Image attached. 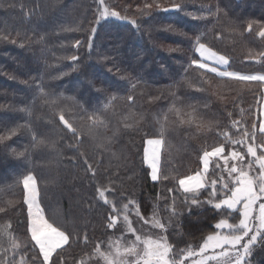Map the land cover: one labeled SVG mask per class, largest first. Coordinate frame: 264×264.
I'll return each instance as SVG.
<instances>
[{
  "label": "trees",
  "instance_id": "1",
  "mask_svg": "<svg viewBox=\"0 0 264 264\" xmlns=\"http://www.w3.org/2000/svg\"><path fill=\"white\" fill-rule=\"evenodd\" d=\"M103 1L127 19L102 18L100 0H0V208L5 209L0 260L5 264H19L21 257L26 264L42 260L28 230L23 177L29 173L37 177L45 217L69 234L68 244L52 256L54 264H79L82 258L86 264H105L94 253L98 243L106 252L110 240L123 236L126 245L135 238L124 229V214L142 236L166 235L177 258L180 250L198 253L206 237L218 231L213 225L220 219L239 222L238 210L218 212L207 203H191L209 200L210 186L193 197L177 190L178 179L199 169L212 141L245 151L218 135L228 131L232 139L241 138L242 128H233V119L249 132L255 125V143H264L259 132L264 82L222 78L191 61L200 59L194 38L202 36V43L229 58V70L264 74V38L258 35L264 30V0ZM157 4H180L182 11L160 12ZM146 5L152 8L145 10ZM61 114L78 130L81 143ZM208 122L211 130L201 126ZM162 126L161 175L169 179L154 182L145 145ZM87 164L96 169L95 179ZM173 185L175 195L168 191ZM101 188H108L105 194L117 209L135 201L150 218L155 207L167 232L144 224L131 204L126 213L120 211L118 228H107L113 209L100 199ZM217 191L223 198L219 183ZM172 197L178 215L168 210ZM11 238L20 244L15 252ZM199 259L189 257L185 264ZM250 264H264V247L253 250Z\"/></svg>",
  "mask_w": 264,
  "mask_h": 264
},
{
  "label": "snow or ice",
  "instance_id": "2",
  "mask_svg": "<svg viewBox=\"0 0 264 264\" xmlns=\"http://www.w3.org/2000/svg\"><path fill=\"white\" fill-rule=\"evenodd\" d=\"M100 3L103 4V0H100ZM151 8L152 5L145 6V10ZM156 9L160 12L182 11L180 4H175L172 8H162L157 4ZM100 16L127 19V17L121 16L119 12L109 11L107 8L100 13ZM98 22L99 21H97V23ZM131 23L135 24L136 21L133 20ZM252 27V24L249 23L247 26L249 32L252 30ZM91 31L94 33L95 29L93 28ZM258 35L264 38V30H261ZM201 39L202 36L194 38V50L199 54L200 59L192 60L191 65H196L199 69L210 71L222 78L227 77L247 82H264V74L241 75L239 72L228 71L229 58L226 55L219 54L202 43ZM76 43L78 45L80 42L77 41ZM89 47H91L90 41ZM71 59L75 61L77 57L73 56ZM208 61H211L216 66H211ZM220 66H223L224 70H221ZM134 87L135 85H133V88ZM41 92L43 93V89H41ZM115 99V96L111 97L109 105ZM132 99V96H128V100L131 101ZM107 106L108 105H106V107ZM242 111L243 110H241V112ZM231 115V113H228L229 117H231ZM59 119L73 137H77L76 143H81L78 138V130L73 128L72 124L65 120L62 114ZM89 119L93 120L94 123L96 122L95 117H89ZM201 126L211 130V122L202 124ZM231 126L233 128H242L240 139H232L228 131H221L218 135L222 136L232 145H243L246 148V152L238 151L233 147V149L225 155V145L223 143L219 144L217 147H213L211 151L204 150L203 156L201 157L203 168L196 171L194 175L179 179L177 190H181L185 194H191L193 197H196L201 189L210 186L211 198L209 200L201 202L193 198L191 203L197 206H199L200 203H207L218 212L238 210L240 216L238 224H231L228 219H220L213 225L218 231L206 237L198 253H194L191 248L180 250L179 258H177L172 246L167 241L166 235H162L157 239H152L151 236L142 239L140 235L136 234L137 229L133 227L129 216L124 214L122 216L124 229L128 233L134 234L135 239L128 242L126 245L121 244L123 236L115 240H110L108 242L109 251L106 252L101 251L100 244L98 243L94 249L95 255L102 257L105 264H185V260L195 255L201 257V259L195 261V264H208L209 261H214L215 264H250V257L253 250L258 247H264V143H255V125H253V130L249 132L246 127L241 125L239 120L233 119L231 120ZM259 132L264 135V122L260 124ZM164 134L165 130L162 126L157 133L159 138L147 140V144L151 146V157L149 158L151 166L150 178L154 182H163L169 179L168 175H160L158 169L159 149L164 143ZM40 143H44V141H40ZM258 149L261 150L259 155L257 152ZM17 155L23 157L25 153L19 152ZM145 155L146 158H148V150H146ZM245 156H250L252 158L247 164H245ZM213 157L216 158L213 168V174L216 178L211 180L209 185L205 183L204 178L209 172V164ZM230 161L237 163H231L230 165ZM85 162H87L86 157ZM238 164L239 166H237ZM254 165H258V171L254 169ZM87 169L92 172L93 179H95L96 169L93 168L92 164H87ZM217 170H219V172ZM225 170L227 180L224 175ZM218 183L221 186L223 198H218L217 196ZM109 184H111V181ZM23 187L26 193L24 199L27 204L30 241L34 242L33 248H38L39 253L42 255V260L37 261V264H50V262L54 264V261H52L53 253H55L57 249L62 248L65 244H68L69 234L63 226L57 225L55 221H50L45 217L44 210L39 204V190L34 175L29 173L23 177ZM107 191L108 188L99 189L100 199L113 209V212L108 217L107 228L117 229L118 223L121 221L120 211L123 210L126 213L129 204H131L135 208L136 217L144 224L150 223L161 232H167V225L158 218L155 207L150 218L143 217L135 201L130 200L129 204L122 205V209H117L115 203L107 198L105 194ZM168 191L172 192V189H168ZM171 199L172 204L168 210L173 215H178L179 213L175 208V198L172 197ZM238 206H240L239 209ZM3 211H5V209L0 208V212ZM254 213H256V215H254ZM221 229H227L228 231L226 234H222L219 231ZM87 239V235H85V242H87ZM11 240L12 249L13 252H15V250L20 248V244L15 238H11ZM209 250H212L213 254L206 255ZM128 257H132V260L129 261ZM12 260L15 261V255L12 256ZM0 264H5V262L0 260ZM19 264H26L23 257H21ZM79 264H86V262L82 258Z\"/></svg>",
  "mask_w": 264,
  "mask_h": 264
},
{
  "label": "rangeland",
  "instance_id": "3",
  "mask_svg": "<svg viewBox=\"0 0 264 264\" xmlns=\"http://www.w3.org/2000/svg\"><path fill=\"white\" fill-rule=\"evenodd\" d=\"M104 2V1H103ZM103 5V7H102V11L105 9V8H107L109 11H112L111 9H109L107 6H106V4H102ZM102 18H108V17H102ZM211 66H216V65H214L213 63H209ZM221 67V70H224V68H223V66H220ZM228 71H232V70H229V69H227ZM235 72H237V71H235ZM241 74V73H240ZM242 75V74H241ZM245 75V74H244ZM254 75H256V74H254ZM263 105H264V102H263ZM263 115H264V108H263V106H262V117H261V123L262 122H264V118H263ZM260 123V124H261ZM260 124H259V127H260ZM156 138H159L158 136H156V137H153V138H150V139H156ZM163 139H164V143L160 146V149H159V159H158V169H159V174L161 175V174H163V165H164V163H165V160H164V158H163V152H164V148H165V144H166V140H165V137H163ZM213 140V139H212ZM211 145V147L210 148H213V146L214 147H217L216 145H214V143H213V141H212V143L210 144ZM233 148H231V149H228V148H226L225 149V155H227L231 150H232ZM146 150H148V158H146V155H145V158H146V163H147V166H148V168H149V171H150V173H151V166H150V163H149V158L151 157V146H149L148 144H147V142H146V145H145V153H146ZM237 150V149H236ZM208 151H211V150H208ZM239 151V150H238ZM241 152H246V149H245V151H241ZM257 152H258V150H257ZM258 155H259V152H258ZM252 158L250 157V156H245V164H247V162L249 161V160H251ZM215 162H216V158L215 157H213L212 158V161L210 162V164H209V172H208V174H207V176L204 178V180H205V183H207V184H209L210 185V181L211 180H213V179H215L216 178V176L215 175H213V168H214V165H215ZM222 163V162H221ZM231 163H237V162H232V161H230V165H231ZM237 166H239V164L237 165ZM203 168V163H202V160H201V163H200V167H199V169L198 170H201ZM254 169H256L257 171H258V165H254ZM197 170V171H198ZM218 172H219V170H217ZM226 171V170H225ZM195 174V172L194 173H191V174H189V175H183V176H180L179 177V179H183V178H185L186 176H191V175H194ZM35 176V175H34ZM35 178H36V182H37V184H38V180H37V177L35 176ZM178 179V180H179ZM225 179H226V177H225ZM173 183H174V181H173ZM174 186V185H173ZM38 187V186H37ZM207 188V187H206ZM205 188V189H206ZM170 189H172V194L173 195H175L174 193H175V191H176V187L174 186V187H172V188H170ZM163 190H164V188L162 187V192H163ZM159 192H161V191H159ZM218 192V191H217ZM39 204H40V202H39ZM257 207H258V205H257ZM254 215H256V213H254ZM133 225V224H132ZM133 227H135L134 225H133ZM136 234H138V235H140L141 236V238L143 239V238H147V237H149V236H142V234L141 233H139L138 231L136 232ZM135 239V238H134ZM58 250V249H57ZM56 250V251H57ZM55 253H53V255H54ZM128 259H129V261H131L132 260V257H128Z\"/></svg>",
  "mask_w": 264,
  "mask_h": 264
},
{
  "label": "crops",
  "instance_id": "4",
  "mask_svg": "<svg viewBox=\"0 0 264 264\" xmlns=\"http://www.w3.org/2000/svg\"><path fill=\"white\" fill-rule=\"evenodd\" d=\"M263 108H264V105H263ZM263 118H264V115H263Z\"/></svg>",
  "mask_w": 264,
  "mask_h": 264
}]
</instances>
